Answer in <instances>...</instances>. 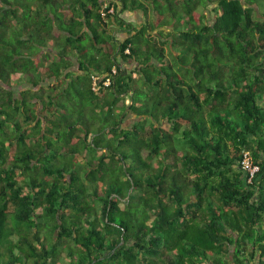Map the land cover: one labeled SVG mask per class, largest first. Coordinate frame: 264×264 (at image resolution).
I'll use <instances>...</instances> for the list:
<instances>
[{
    "label": "trees",
    "instance_id": "trees-1",
    "mask_svg": "<svg viewBox=\"0 0 264 264\" xmlns=\"http://www.w3.org/2000/svg\"><path fill=\"white\" fill-rule=\"evenodd\" d=\"M261 4L0 0V264H264Z\"/></svg>",
    "mask_w": 264,
    "mask_h": 264
},
{
    "label": "rangeland",
    "instance_id": "rangeland-1",
    "mask_svg": "<svg viewBox=\"0 0 264 264\" xmlns=\"http://www.w3.org/2000/svg\"><path fill=\"white\" fill-rule=\"evenodd\" d=\"M262 6H264V4H261ZM214 6L215 5H212V6H210V7H208L207 9H206V12H207V14H208V17H209V20H210V22H212V20L215 18V16H216V12H215V10H214ZM178 9H181V7L179 6L178 7ZM258 11H257V13L255 14V17H256V19H262V13L264 12V9H262V10H259V8L257 7L256 8ZM200 11L199 12H201V11H204L205 9L203 8V7H200V9H199ZM131 13V12H130ZM132 15V14H131ZM129 13H127V12H124L123 13V17L125 18V19H131V16ZM136 17V16H135ZM137 18V17H136ZM133 19H135V18H133ZM140 19L141 20H143L144 19V14L142 13V16H141V18H138V20L140 21ZM179 26H181L182 25V23H179L178 24ZM183 26V25H182ZM125 34H122L121 35V33H117V36L119 37V38H122L123 36H124ZM50 61L51 60H49L48 62H46V63H50ZM128 65V67H133V65H130V64H127ZM77 66V65H76ZM75 66V67H76ZM21 74H15V75H13V77H12V80H13V82H14V89L16 90V94L18 95V96H20V92L23 90V89H25L28 85L26 84V83H24V82H22V79H20V76ZM134 76H137V74L135 73L134 74ZM127 103H130V100L129 99H127V101H126ZM135 121V117L132 115V114H130L127 118H126V121H125V123H124V126H128V125H130L131 123H133Z\"/></svg>",
    "mask_w": 264,
    "mask_h": 264
},
{
    "label": "built area",
    "instance_id": "built-area-1",
    "mask_svg": "<svg viewBox=\"0 0 264 264\" xmlns=\"http://www.w3.org/2000/svg\"><path fill=\"white\" fill-rule=\"evenodd\" d=\"M113 11V10H111ZM129 52V49L127 50ZM117 73V69L113 68L112 69V73L106 75V76H102L100 74H94L93 75V88L94 90H98L100 88L99 83L101 81L104 82L105 86H111L112 82H113V75ZM242 165L245 169H247L250 174L251 177H253L255 175V173L260 169V167L258 165L253 164L250 154L249 152L245 153L244 159L242 161Z\"/></svg>",
    "mask_w": 264,
    "mask_h": 264
},
{
    "label": "crops",
    "instance_id": "crops-1",
    "mask_svg": "<svg viewBox=\"0 0 264 264\" xmlns=\"http://www.w3.org/2000/svg\"><path fill=\"white\" fill-rule=\"evenodd\" d=\"M102 1H104L106 4L110 2V0H102ZM126 12L129 13L130 15L132 14L131 15L132 16L131 19H128L129 22H133V23H135L138 26H140L141 24L144 23V19L143 20L140 19V21L138 20V18H141V16H142V13H143L142 11H134V12L126 11ZM133 18H135V19H133ZM114 30H115V34L116 35H117V33H121V35L125 34L121 39H124L127 36L126 31L122 30L121 27H119V26H114ZM257 264H260V262H258Z\"/></svg>",
    "mask_w": 264,
    "mask_h": 264
},
{
    "label": "clouds",
    "instance_id": "clouds-1",
    "mask_svg": "<svg viewBox=\"0 0 264 264\" xmlns=\"http://www.w3.org/2000/svg\"><path fill=\"white\" fill-rule=\"evenodd\" d=\"M128 52V51H127Z\"/></svg>",
    "mask_w": 264,
    "mask_h": 264
}]
</instances>
